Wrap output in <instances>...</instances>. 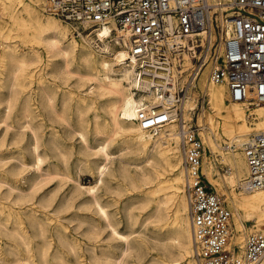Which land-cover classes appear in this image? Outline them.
<instances>
[{"label": "bare ground", "instance_id": "6f19581e", "mask_svg": "<svg viewBox=\"0 0 264 264\" xmlns=\"http://www.w3.org/2000/svg\"><path fill=\"white\" fill-rule=\"evenodd\" d=\"M44 2L0 0V124L6 127V133L0 140L1 193L4 185L8 187L4 192L8 197L17 191L11 197L12 202L18 205L35 198V191L24 193L18 180L22 176L23 166L31 164L42 173V165L52 163V152L57 150L64 157L62 137L54 126L55 122L64 123L86 145L90 143L88 131L91 129L101 139L91 147L92 154L103 157L96 166V187L105 183L107 176L130 180L134 188L143 191V208L153 204L149 218L158 223L160 234L166 232L167 237L162 240L167 241L162 244L163 259L160 263L195 264L190 259L194 255L193 235L189 206L187 215V191L184 189L186 172L185 169L183 171L184 165L182 167V147V156L179 149L182 136L179 126L177 131L178 118L173 116L156 134L140 127L136 120L137 107L142 104L158 105L160 92L153 88L140 89L136 60H126L128 49L122 40L115 36L106 37L110 33V26L117 28L116 32L120 31L119 28L112 23L92 30L88 35L80 33L78 36L82 38L79 40L76 34L70 35L67 21L50 13L47 14L50 16L44 15ZM42 3L43 12L38 8ZM208 68L209 65L201 69L187 87L181 109L187 119L188 110L195 107L196 101L190 95L195 98L191 100L189 94L196 92L197 87L207 92L211 109L206 113L207 127L211 134L206 133L203 142L212 153H215L217 146L220 147V159L227 165V170L221 182L217 178L215 162L206 153L202 158L201 170L212 184H224L230 188L226 198L233 210L235 226L241 232L235 241L242 244L246 221L253 220V227H258L256 230H264L259 229L261 222H264V187L245 189L243 185L248 175V165L243 150H238L248 133L264 130V103L251 108L246 101L227 102L230 100L226 85L212 80ZM71 79L73 82H70ZM185 81H188L187 74L179 81L180 85ZM169 88L174 95L177 83L174 82ZM72 101L78 112L75 124L65 110ZM247 108L251 110L249 113ZM90 110H93V116L89 119L87 113ZM10 129H14L13 135L8 138ZM28 135L30 139L24 142ZM218 137L229 140L226 147H232L231 151L221 148ZM112 143L131 154L126 161L133 164L134 169L126 164H120L117 168L111 166L113 157L109 149ZM11 161L21 166L12 163L6 168ZM42 174L51 176L55 173L47 168ZM96 187L87 189L91 196L85 204L94 207L106 227L111 228L112 236L121 241L122 248L117 255L114 251L103 250L99 254L92 244L89 248L90 259L96 261L104 255L113 264H128L126 257L140 245L131 236L137 230L130 233L118 230ZM145 187L147 189H143ZM237 188L242 189L238 191ZM36 201L41 208L47 209L53 205L54 196L43 194ZM127 216L132 224L139 221V217L130 212ZM55 218L58 215L52 217L37 207L20 211L10 206L7 212L1 207L0 240L3 239L4 243H0V264H85L82 262V250L78 248L79 239L67 231L66 225L57 223ZM99 225H91V237H95V228ZM48 227L52 228L51 235L47 234ZM231 235L232 227L227 249L242 256L246 238L240 246L244 247L237 252L230 245ZM39 237L42 239L38 240ZM54 241H57V245H53ZM30 243H34L35 247L21 249V244ZM63 245L74 253L73 260L67 258L61 249ZM51 257L59 263L53 262ZM260 264H264V259Z\"/></svg>", "mask_w": 264, "mask_h": 264}, {"label": "built area", "instance_id": "2783aa9c", "mask_svg": "<svg viewBox=\"0 0 264 264\" xmlns=\"http://www.w3.org/2000/svg\"><path fill=\"white\" fill-rule=\"evenodd\" d=\"M46 12L70 23L74 34L110 26L136 60L140 89L160 92L158 105L137 107L140 127L156 134L173 116L180 123L194 256L198 264H260L264 230L250 231L242 256L227 249L232 212L201 170L206 152L200 126L184 118L187 87L209 65L226 85L228 100L264 103V0H47ZM187 74V80L180 82ZM177 83L172 94L169 87ZM160 104V105H159ZM195 107L188 115L195 113ZM246 157L245 189L264 187V130L240 146Z\"/></svg>", "mask_w": 264, "mask_h": 264}, {"label": "rangeland", "instance_id": "374dc122", "mask_svg": "<svg viewBox=\"0 0 264 264\" xmlns=\"http://www.w3.org/2000/svg\"><path fill=\"white\" fill-rule=\"evenodd\" d=\"M44 3L38 6V8L42 12L44 11L43 9ZM47 14L49 13L47 12L44 13V15L50 16ZM66 24L68 26L70 35L73 34L74 36H76L73 32L70 23L67 22ZM76 38L80 40L82 37L76 36ZM209 76H210V70H209ZM70 82H73V79H71ZM190 95L196 98V101H194L196 110L193 116L189 115L187 121L193 124L194 126H200V132L203 137V141H205L206 140L204 139L205 134L206 133L211 134L210 129L207 127L209 123L206 115L207 111L210 109V104L208 100L209 98L207 92L205 90L204 92L201 91V89H199L198 87L196 89V92L189 94V96ZM191 96H190L191 100L195 99L192 98ZM60 97L61 94L59 95L58 100L60 99ZM58 102L60 105L61 99ZM227 102H231V101H227ZM262 104L263 103H261V105ZM259 105L260 104H254L249 106L251 108H254ZM74 107L75 106L72 101L69 102L68 107H66L65 109L66 113L71 117V121L73 124H75L78 119V112L75 110ZM250 111L251 110L247 108V112L249 113ZM92 116H93V110H90L87 113V118L90 119ZM176 123H177V131H178V126L180 127L181 125L179 121H177ZM205 125L206 127H204ZM54 126L57 128V131L60 133L62 137V149L63 151L65 150L64 151L65 155L64 157H62L57 150L52 152V154L54 153L55 155V156L53 155L51 158L52 163L50 164L49 162H45L42 165V167L44 168L42 173L45 172L47 168H49L55 174L51 176L43 175L40 171L36 170L31 164L23 166L22 176L18 180V183L20 187H22L25 190L24 193L35 191L36 193L35 198L32 201L31 200L26 201L21 205L14 204L12 202L13 200L12 197L15 196L17 191L13 192L14 194L11 195L12 197L11 196L8 197L6 195L7 193H4L6 192L8 187L4 185L2 187V193L0 191V202H1L0 208L1 207L4 208V211L7 212L10 206L19 209L20 211H26L31 209L32 207H37L38 209H40V211H45L47 214L51 215L52 217H56V215H58V218H55L57 223H63L64 225H66L67 231L72 236H75L79 239L78 248L82 250V259H83L82 262H84L85 264H113L111 261H108V259L104 255H101L99 258H97L96 261H93L92 259H90V252H89V248L92 246V244L94 245V247H96V251H98L99 254L101 253V250H103L106 252L114 251L115 255H117L122 248L121 241L112 236L111 228L108 226L106 227L104 222L100 219L99 215L96 213L94 207L85 204L86 201L91 196L90 192H88L87 189L90 187L95 188L96 184L98 183L96 166L98 163H100L103 160V157L92 154L91 147H94L97 143L101 142L100 136L95 135L94 132L90 129L88 131V142L90 143L86 145V143L82 142L80 136L77 133L70 131L64 123L55 122ZM13 130L14 129H10L8 131V136H7L8 138H11V136L13 135ZM5 133H6L5 124H0V140L5 135ZM29 139H30L29 135L25 136L24 142H26ZM228 141L229 140L225 141V137H223V139L219 137L217 138V142L221 145V148L225 151H229L230 148H232V147L230 148L226 147L227 145L226 143ZM204 146L206 149L205 153L206 155L209 156L208 158L213 160V162H215V166L218 171L217 178L221 182H223L222 175L226 173L227 165L220 159V155H219L220 147L217 146L215 148L216 150L215 153H212L211 149L208 146H206V142H204ZM181 147H182V141L179 140V149L182 156ZM238 150H241V148ZM109 151L111 157H113V163L111 165L113 168L119 167L120 164H126L130 168L134 169V165L129 164L126 161L127 158L131 157V154L126 153L125 150H120L116 143L111 144ZM12 163L16 164L18 167L21 166L18 162L11 161L6 165V168L11 166ZM182 167H183V156H182ZM67 175L69 177H67ZM205 178L209 186L213 188L215 187L216 190L221 195H223V197L226 200L227 206L232 211V219H231L232 238L230 239V245L234 247L237 252L238 251L240 252V250L244 247V246L243 247L240 246L244 244V240L247 234L250 231L258 229V227H253L254 224L253 220L246 221L244 227L245 233L243 235V242L242 244L237 243L235 241V238L238 237L241 234V232H239V229L235 226L233 210L226 198L230 188L226 187L224 184H221L219 186L212 184L208 180L206 175ZM74 179H76L78 182L76 180L74 181ZM184 184H185L184 189L186 191V180ZM143 189H147V187ZM241 189L242 188H239L238 191H240ZM97 193L101 196L102 201L106 203V208L109 211L113 221L117 223L116 227L118 228V230L124 233H130L133 230H137L134 233H132L131 236L132 238L134 237L135 238L134 241L139 242L140 245H138L137 249L135 248L131 252V254L128 257H126L128 264H162L160 263L161 260L163 259L162 244L167 241L165 239L164 240L162 239L166 238L167 235L166 232L160 234V231L157 229L158 223H156V221H154L153 218H149V213L151 212V207L153 204L150 203L149 206L143 208L144 204L143 202H141L143 191H141L140 188H134L131 185L130 180H124L122 177L114 178L111 176H107L106 182L98 186ZM43 194L54 196L53 205L47 209L41 208L39 206V203L36 201ZM128 212L132 213L134 216H137V218L139 217V221H137L135 224H132V221H130L127 216ZM187 215H188V203H187ZM143 220L145 221L142 223ZM92 224H100L98 227L96 226L95 228L96 231L94 235L95 237H91L89 233ZM261 225L259 226V229L260 228L264 229V222H261ZM140 231L141 233H139ZM51 233H52V228L48 227L47 234L51 235ZM40 239L42 238L39 237L38 240ZM0 243L1 244L4 243L3 239L0 240ZM34 245H35L34 243H30L29 245L21 244L20 247L21 249L25 250L27 246H29V248H34L35 247ZM53 245H57V241L56 242L54 241ZM52 248L53 246L50 248V251H52ZM61 249L65 251L68 259L73 260L75 258L74 253L71 252L66 245H63ZM190 259L191 260L193 259L192 262L195 261V264H198L194 255L190 256ZM51 260L55 263H59L57 259H52V257Z\"/></svg>", "mask_w": 264, "mask_h": 264}]
</instances>
